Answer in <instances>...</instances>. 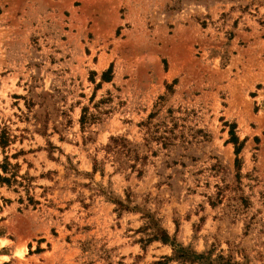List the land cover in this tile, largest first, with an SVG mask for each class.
I'll return each instance as SVG.
<instances>
[{
    "label": "rangeland",
    "instance_id": "obj_1",
    "mask_svg": "<svg viewBox=\"0 0 264 264\" xmlns=\"http://www.w3.org/2000/svg\"><path fill=\"white\" fill-rule=\"evenodd\" d=\"M0 177V264H264V0H0Z\"/></svg>",
    "mask_w": 264,
    "mask_h": 264
},
{
    "label": "trees",
    "instance_id": "obj_2",
    "mask_svg": "<svg viewBox=\"0 0 264 264\" xmlns=\"http://www.w3.org/2000/svg\"><path fill=\"white\" fill-rule=\"evenodd\" d=\"M112 73H113V66L108 70V72H106L104 74V79L106 81H110L112 78ZM232 136V140L234 141V144H238V139L237 137L234 135V132L232 131L231 133ZM3 141H5V137L2 138ZM2 141V144L5 145V142ZM241 149V145H238L237 147V152L239 153V150ZM1 178V177H0ZM6 180V179H3ZM160 240H162L163 243L165 244H171L174 247V251L176 254V257L183 259L184 261H197V260H201L204 258L203 254H198V253H194L192 251H189L188 249L184 248V247H180L177 244H175L174 242L170 241V236L168 235V233L165 231V233H163L162 237L160 238ZM223 264H232L230 262H224Z\"/></svg>",
    "mask_w": 264,
    "mask_h": 264
}]
</instances>
